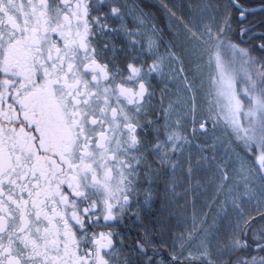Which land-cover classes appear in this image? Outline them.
<instances>
[{"label": "snow or ice", "instance_id": "6c2138e0", "mask_svg": "<svg viewBox=\"0 0 264 264\" xmlns=\"http://www.w3.org/2000/svg\"><path fill=\"white\" fill-rule=\"evenodd\" d=\"M257 12L0 0V264H264Z\"/></svg>", "mask_w": 264, "mask_h": 264}, {"label": "flooded vegetation", "instance_id": "af4514ba", "mask_svg": "<svg viewBox=\"0 0 264 264\" xmlns=\"http://www.w3.org/2000/svg\"><path fill=\"white\" fill-rule=\"evenodd\" d=\"M126 2L129 6H139L144 11L151 13L155 17L157 26L167 30L169 9L175 11L177 16H186L189 14V3H195L197 0H126ZM165 4L168 5V8L164 7ZM247 21H249V18ZM165 39H167V37H165ZM161 87H163L162 84L156 88L157 99H159Z\"/></svg>", "mask_w": 264, "mask_h": 264}, {"label": "rangeland", "instance_id": "374dc122", "mask_svg": "<svg viewBox=\"0 0 264 264\" xmlns=\"http://www.w3.org/2000/svg\"><path fill=\"white\" fill-rule=\"evenodd\" d=\"M189 120H191V116H189ZM193 183H195V182H193ZM177 191L179 193V196L177 197L178 203L180 205H183L185 208L188 205L187 215H188L189 219L191 218V215H192L194 209H197L200 206V204L205 205L206 200H208V198H209V194H212L211 189H205V188L189 190L187 193H185L183 191V189H178ZM185 201H187V203H185ZM197 201H200V203L197 204ZM172 206L176 209L175 204H173ZM245 207H247L249 209L254 208L255 202H253L251 205L246 204Z\"/></svg>", "mask_w": 264, "mask_h": 264}, {"label": "trees", "instance_id": "16d2710c", "mask_svg": "<svg viewBox=\"0 0 264 264\" xmlns=\"http://www.w3.org/2000/svg\"><path fill=\"white\" fill-rule=\"evenodd\" d=\"M254 4H255V0H249V6H254ZM248 18H249V21L243 22L244 23V26H248L249 22H251L252 25H255V27L252 28V33L256 35V39L250 40L248 44L243 45V46H253V45L258 46L259 43L261 42L260 41V34L261 33H264V28H261L257 22L260 21L262 18H264V14L257 12L254 17L253 16H249ZM236 35L237 36L240 35L238 30L236 32ZM253 55H257L258 56V55H260V53L254 50L253 51ZM162 187L163 186H161V188ZM206 201L207 202H210L211 201V194H209V198ZM162 202L163 201L161 199H157L155 201V203H154V208H156V209L160 208ZM207 202H206L205 205H201L200 204V206L196 210H199L201 207H203L204 211H208V203ZM198 203H200V201H197V204ZM172 208L175 209L173 206H172ZM187 208H188V205H187V207L185 209H187ZM187 212H188V209L186 210V213Z\"/></svg>", "mask_w": 264, "mask_h": 264}]
</instances>
